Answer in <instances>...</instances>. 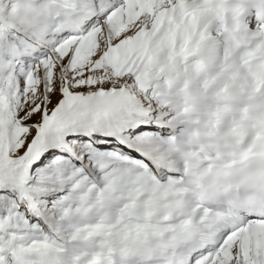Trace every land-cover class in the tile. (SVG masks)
<instances>
[{"label": "snow or ice", "instance_id": "obj_1", "mask_svg": "<svg viewBox=\"0 0 264 264\" xmlns=\"http://www.w3.org/2000/svg\"><path fill=\"white\" fill-rule=\"evenodd\" d=\"M0 264H264V0H0Z\"/></svg>", "mask_w": 264, "mask_h": 264}]
</instances>
